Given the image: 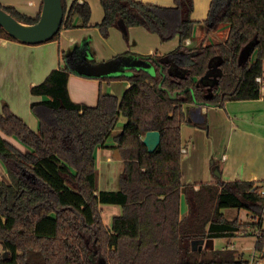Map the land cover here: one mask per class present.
Here are the masks:
<instances>
[{"label": "trees", "instance_id": "16d2710c", "mask_svg": "<svg viewBox=\"0 0 264 264\" xmlns=\"http://www.w3.org/2000/svg\"><path fill=\"white\" fill-rule=\"evenodd\" d=\"M99 2L103 17L95 26L104 37L121 21L125 37L129 27L142 26L162 41L177 36L178 45L163 55L143 56L153 73L132 68L128 74L105 78L130 86L120 98L99 92L94 105L70 98L67 66L53 69L30 87L31 95L44 97L30 103L36 130L2 107L0 161L8 182L0 179V264H246L243 253L229 244L208 249L203 243L241 234L246 224L227 218L222 210L244 209L256 218L252 227L261 228L255 250L263 253L261 185L221 178L200 183L197 189L182 183L181 126L185 104L215 106L260 97L256 78L263 74L264 0H210L203 26L208 33L226 25L227 35L224 41L202 38L198 45L185 43L193 41L198 23L191 18L193 0H174L172 6ZM61 4L62 23L46 41L57 39L62 27H73L75 15L82 26L89 25L87 1ZM0 8L25 24L40 16H26L1 3ZM0 37L18 41L1 26ZM252 42L251 56L239 63L241 50ZM205 74L207 82L200 80ZM120 115L126 120L113 136L123 166L119 189L98 191L95 150L108 147L105 142ZM202 125L206 127V120ZM149 130L160 133L152 152L142 141ZM9 137L27 149L17 148ZM99 204L121 207L110 227Z\"/></svg>", "mask_w": 264, "mask_h": 264}, {"label": "crops", "instance_id": "0c3cea01", "mask_svg": "<svg viewBox=\"0 0 264 264\" xmlns=\"http://www.w3.org/2000/svg\"><path fill=\"white\" fill-rule=\"evenodd\" d=\"M65 1L69 6L74 0ZM76 1H87L90 5L88 26H82L80 18L75 15L73 27H62L55 40L27 44L0 37V111L6 105L33 130L37 129L38 120L30 110V103L44 97L31 95L30 87L43 81L53 69L67 66L70 98L74 102L94 105L99 92L121 97L130 86L127 81L105 79L124 74L122 68L128 72L132 68H141L129 66V59L151 64L143 56L163 55L178 45L177 37L162 41L157 34L148 32L142 26L129 27L126 37L120 26H112L108 36L104 37L95 26L103 17L99 0ZM137 1L161 6L174 4V0ZM0 3L12 6L26 16L35 17L41 12L43 0H0ZM209 3L210 0H193L191 18L202 22L207 15ZM209 33L211 31L207 35ZM185 43L193 44V41L187 39ZM104 62H111L109 69L119 70L120 73L100 75L91 72L86 65ZM114 84L121 85L119 93L113 90ZM260 84L261 95L257 99L227 101L215 106L198 105L199 112L196 104L184 105L186 121L181 126V141L186 151L181 159L182 183L194 185L195 189L200 183L215 182L218 178L264 184V61ZM205 120L206 127L202 125ZM121 122L123 126L125 119ZM8 140L23 150L12 137ZM105 145L108 147H98L96 152H100L99 156H105V161L109 163L112 161L111 143L106 141ZM4 173L7 179L5 169ZM183 204L185 206L184 197L181 198V206ZM185 210L186 207L183 212ZM236 237L254 238L253 234H239ZM256 257L263 256L257 254Z\"/></svg>", "mask_w": 264, "mask_h": 264}, {"label": "rangeland", "instance_id": "374dc122", "mask_svg": "<svg viewBox=\"0 0 264 264\" xmlns=\"http://www.w3.org/2000/svg\"><path fill=\"white\" fill-rule=\"evenodd\" d=\"M205 18H206V15H205ZM227 30H228V27L226 25H222L218 29L211 31V33L207 35V31L205 30L203 23L198 22L193 32V44L198 45V42H200L202 38L206 42L224 41L227 35ZM127 42H128V39H127ZM177 42H178V37H177ZM66 54H64L65 57H66ZM252 58L254 59V54L252 55ZM113 90L119 93V91L121 90V85L114 84ZM122 119H125V117L123 115H120L118 117L117 124L115 125V127L113 128L111 132V135L106 140L107 143H111L110 154H111L112 161L109 163L106 162L105 156H99L100 152L98 151L96 152L97 149L95 150L96 152L95 159H96V168H97V190L98 191L119 189V174L122 171L123 166H122V159L119 155L118 150L113 147L114 145L113 136L121 130L120 129L121 127H123L122 122H121ZM12 140H14V142H16L17 145L23 148V150L27 149L26 145L22 144L15 137H12ZM2 167H3V164L0 163V179L8 182V179H6V176L4 173V169H3L4 167L3 168ZM182 207H183L182 211H184V207H185L184 204ZM99 208L101 211L103 222L108 227H110L111 225L112 217L121 213V207L116 204H99ZM222 211L227 218H230V219L238 218L241 222L246 224L244 231L241 232V235L255 233L256 228L252 227L251 225V223L254 222L256 219L254 215H252L251 213H248L244 209L238 210L236 208H224ZM254 241H255L254 238H251V237H247V238L234 237V238H231L230 240H226L223 238H215V239L205 240L203 243V247L208 248V249H211V248L218 249V248L224 247L226 244H229L227 246L228 248L232 247L234 249H237L238 253H243L244 258L248 259L249 255L252 252L251 250L254 247ZM242 246H244L246 250H244L245 248L241 249L240 247ZM0 251H2L1 244H0ZM257 254L258 255L261 254L262 256H264L263 253L257 252L256 255Z\"/></svg>", "mask_w": 264, "mask_h": 264}, {"label": "water", "instance_id": "95a60500", "mask_svg": "<svg viewBox=\"0 0 264 264\" xmlns=\"http://www.w3.org/2000/svg\"><path fill=\"white\" fill-rule=\"evenodd\" d=\"M63 7L61 4V0H43L42 8L40 12L39 19L37 22L33 24H25L17 19H15L12 15L4 11L0 8V26L12 37L17 39L20 42L27 44H36L41 43L49 39L54 33L59 29L62 20H63ZM118 26L124 29V24L119 21ZM254 49L253 42L246 45L239 54V63L245 62L252 54ZM129 66L141 67L148 72H153L152 65L146 63L143 60H128ZM111 62H104L95 65H87L91 72H96L97 74H111L117 75L118 71H113L109 69L108 66ZM122 72L128 74L129 72L122 68ZM220 74V72H218ZM208 76L205 74L200 80L206 79L208 81ZM217 82V80L215 81ZM200 106V105H199ZM197 105V112H199L200 107ZM201 119L202 116H201ZM143 143L147 147L149 152H152L157 147L160 141V133L157 130H149L143 134L142 138ZM193 247H196V243L194 242Z\"/></svg>", "mask_w": 264, "mask_h": 264}, {"label": "built area", "instance_id": "2783aa9c", "mask_svg": "<svg viewBox=\"0 0 264 264\" xmlns=\"http://www.w3.org/2000/svg\"><path fill=\"white\" fill-rule=\"evenodd\" d=\"M260 82V78H256ZM181 151L184 153L186 151L185 148H181ZM260 195L264 198V184L261 185V189L259 191ZM254 236V247L251 250V254L249 255V258L247 259L246 264H264V259L257 258L256 257V250H255V244L256 242L261 238V228H256L255 233L253 234ZM232 248V247H229Z\"/></svg>", "mask_w": 264, "mask_h": 264}]
</instances>
